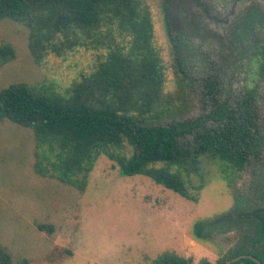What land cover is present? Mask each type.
Masks as SVG:
<instances>
[{
    "label": "rangeland",
    "instance_id": "1",
    "mask_svg": "<svg viewBox=\"0 0 264 264\" xmlns=\"http://www.w3.org/2000/svg\"><path fill=\"white\" fill-rule=\"evenodd\" d=\"M142 2L152 17L153 45L163 71L162 96L153 114L163 107L170 110L153 124L191 120L208 112L202 80L214 77L218 99L230 106L253 89L263 137L260 151L241 171L215 158H201L199 172L191 174L192 184L201 186L193 203L143 176L122 177L104 156L95 162L83 188L42 175L37 169L48 165L34 132L4 120L0 248L12 264H152L164 251L191 259V264L204 259L225 264L250 229L236 221L222 232H210L207 224L223 214L236 218L235 210L248 213L264 207V66L254 58L255 46L264 42V0ZM28 33L12 20L0 22V45L14 50V58L0 66L1 88L25 83L65 95L107 55L104 49H78L36 64ZM199 223L204 230L196 239L194 225Z\"/></svg>",
    "mask_w": 264,
    "mask_h": 264
},
{
    "label": "trees",
    "instance_id": "2",
    "mask_svg": "<svg viewBox=\"0 0 264 264\" xmlns=\"http://www.w3.org/2000/svg\"><path fill=\"white\" fill-rule=\"evenodd\" d=\"M4 19L28 28V48L36 64L49 55L78 49L107 51L105 60L65 95L25 83L0 87V122L34 132L48 165L39 166L40 174L83 188L95 162L104 156L122 177L143 176L197 203L201 186L192 184L191 174L199 172L201 158H215L241 171L260 151L263 137L253 89L230 106L218 99L214 77L202 80L208 112L191 120L172 118L166 125L153 124L154 118L170 110L163 107L153 114L162 96L163 71L153 45L152 17L142 0H0V22ZM165 26L176 52L167 21ZM125 38L127 44H122ZM13 58V48L0 45V66ZM254 58L264 66V42L255 46ZM188 137L191 141L184 142ZM235 212L236 218L223 214L206 227L222 232L242 221L252 230L243 235L225 264H264L262 223L251 219V213ZM200 230L203 224H195L196 239ZM235 258L239 259L232 262ZM191 263L169 251L152 260V264ZM0 264H12L1 248ZM199 264L211 263L204 259Z\"/></svg>",
    "mask_w": 264,
    "mask_h": 264
},
{
    "label": "flooded vegetation",
    "instance_id": "3",
    "mask_svg": "<svg viewBox=\"0 0 264 264\" xmlns=\"http://www.w3.org/2000/svg\"><path fill=\"white\" fill-rule=\"evenodd\" d=\"M247 213V212H245ZM248 213H251L252 215V218L254 221L258 222V224L262 223V228H263V231H264V207L262 208H258V209H255L253 211H250ZM245 229H250V228H246L245 226ZM252 230L249 231V234H252L251 232ZM242 257V256H241ZM240 257V258H241ZM239 258H235V261L238 260ZM234 260V259H233ZM228 262V261H227ZM233 262V261H232ZM258 264H261L260 262H258Z\"/></svg>",
    "mask_w": 264,
    "mask_h": 264
},
{
    "label": "water",
    "instance_id": "4",
    "mask_svg": "<svg viewBox=\"0 0 264 264\" xmlns=\"http://www.w3.org/2000/svg\"><path fill=\"white\" fill-rule=\"evenodd\" d=\"M231 261H235V259L234 260H231Z\"/></svg>",
    "mask_w": 264,
    "mask_h": 264
}]
</instances>
